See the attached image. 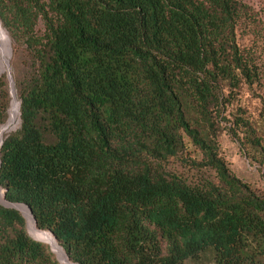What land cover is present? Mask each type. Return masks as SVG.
<instances>
[{"label": "trees", "instance_id": "trees-1", "mask_svg": "<svg viewBox=\"0 0 264 264\" xmlns=\"http://www.w3.org/2000/svg\"><path fill=\"white\" fill-rule=\"evenodd\" d=\"M262 14L240 0H0L20 121L0 146L4 201L72 264H264V195L220 144L226 132L264 167ZM10 94L0 74V128ZM0 264L60 263L0 205Z\"/></svg>", "mask_w": 264, "mask_h": 264}, {"label": "rangeland", "instance_id": "rangeland-1", "mask_svg": "<svg viewBox=\"0 0 264 264\" xmlns=\"http://www.w3.org/2000/svg\"><path fill=\"white\" fill-rule=\"evenodd\" d=\"M248 4L250 5V7L252 6L253 9L254 6H257V8L262 10L263 14L261 18L264 23V0H249ZM9 49H10V55L8 59V69L11 75L13 71L11 70L10 67V62L12 58V49H11L10 41H9ZM7 71L8 70L6 68V70L3 71V74L6 75ZM244 103H246V105H248V107L250 106L251 108L255 104L254 102L253 103L250 102V97L248 94H245L244 96ZM19 123L9 133L17 131L19 129ZM220 144H221L222 154L230 171L238 179H240L244 183H247L253 189L257 190L258 192L264 195V167L259 168L258 166L251 164L250 161L247 160L244 154L242 153L237 141L231 138L226 132L222 134L220 139ZM170 170H172L177 174L185 175L187 178L190 179H195L198 176V173L196 171L182 165L179 162H173L170 165ZM0 191L2 190L0 189Z\"/></svg>", "mask_w": 264, "mask_h": 264}, {"label": "bare ground", "instance_id": "bare-ground-1", "mask_svg": "<svg viewBox=\"0 0 264 264\" xmlns=\"http://www.w3.org/2000/svg\"><path fill=\"white\" fill-rule=\"evenodd\" d=\"M8 59H9V43L8 38L3 31V28L0 26V70L4 71L7 68L8 65ZM19 123V103L16 98L15 91L13 90L11 95V104L8 111V119L4 126L0 128V144L2 142V139H4V135L9 133L11 130H13L16 125ZM0 202L2 204H5L2 192L0 191ZM21 213L24 215V217L27 219L28 222V231L30 235L39 241H43L47 243L58 260L61 264H72L68 261L66 258V255H64L63 251L57 246L56 242L54 241L53 237L48 232H42L36 229L32 217L28 210L23 206L17 207Z\"/></svg>", "mask_w": 264, "mask_h": 264}, {"label": "water", "instance_id": "water-1", "mask_svg": "<svg viewBox=\"0 0 264 264\" xmlns=\"http://www.w3.org/2000/svg\"><path fill=\"white\" fill-rule=\"evenodd\" d=\"M8 43H9V40H8ZM9 55H10V49H9ZM7 73H6V78H7V80H8V83H9V88H10V91H11V94L10 95H12V92H13V90H14V83H13V80H12V77H11V75H10V73H9V69H8V65H7ZM0 74H3V71H1L0 70ZM0 146H1V144H0ZM2 192V197H3V200H4V198H5V196H4V193H3V191H1ZM5 202V201H4ZM0 205H2L3 207H5V208H8V209H13V210H16V211H18L21 215H22V217L25 219V221H26V227H27V231H28V222H27V219L24 217V215L21 213V211L17 208L18 206H23V205H21V204H10V203H7V202H5V204H2L1 202H0ZM23 207H25V206H23ZM26 208V207H25ZM27 209V208H26ZM28 210V209H27ZM28 212H29V210H28ZM30 213V212H29ZM31 215V214H30ZM32 220H33V218H32ZM33 223H34V225H35V221L33 220ZM28 234H29V231H28ZM30 235V234H29ZM31 236V235H30ZM32 237V236H31ZM33 238V237H32ZM34 239V238H33ZM34 240H36V239H34ZM36 241H39V240H36ZM55 241V240H54ZM39 242H42V243H45V242H43V241H39ZM45 244H47V243H45ZM51 248V247H50ZM60 248V247H59ZM61 249V248H60ZM62 250V249H61ZM63 251V250H62ZM51 252L54 254V252L52 251V249H51ZM55 255V254H54ZM55 257H56V255H55ZM56 259H57V261L60 263V261L58 260V258L56 257ZM61 264V263H60Z\"/></svg>", "mask_w": 264, "mask_h": 264}, {"label": "built area", "instance_id": "built-area-1", "mask_svg": "<svg viewBox=\"0 0 264 264\" xmlns=\"http://www.w3.org/2000/svg\"><path fill=\"white\" fill-rule=\"evenodd\" d=\"M240 1H241L242 3H244V4H248V1H249V0H240ZM248 5H249V4H248ZM249 6H250V5H249ZM251 7H252V6H251ZM255 8H257V6H254V9H255Z\"/></svg>", "mask_w": 264, "mask_h": 264}]
</instances>
